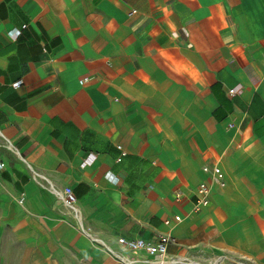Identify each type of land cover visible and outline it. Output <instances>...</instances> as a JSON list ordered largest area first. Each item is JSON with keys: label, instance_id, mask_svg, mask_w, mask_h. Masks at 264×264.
<instances>
[{"label": "crops", "instance_id": "1", "mask_svg": "<svg viewBox=\"0 0 264 264\" xmlns=\"http://www.w3.org/2000/svg\"><path fill=\"white\" fill-rule=\"evenodd\" d=\"M160 234L264 264V0H0V264Z\"/></svg>", "mask_w": 264, "mask_h": 264}, {"label": "built area", "instance_id": "2", "mask_svg": "<svg viewBox=\"0 0 264 264\" xmlns=\"http://www.w3.org/2000/svg\"><path fill=\"white\" fill-rule=\"evenodd\" d=\"M84 81V78L80 79V83ZM229 93H233V89L228 90ZM231 126V124H229ZM214 177L217 181H220L222 173L219 167H213ZM208 186L201 182L198 185L197 191V205H205L208 202L207 197ZM62 202L69 207H72L76 201V197L69 186H65L61 193ZM179 216H175V219H178ZM165 222H168L166 219ZM170 240V237L165 234H160L156 240L149 241L143 238H126L124 236H119L116 238V243L118 248H113L105 242L101 241L105 252L110 255L115 264H137L140 261L139 253L144 252L147 256V259L144 261L151 262L152 264H167L171 262L170 260L165 259L167 243ZM158 257L157 261H154L151 258Z\"/></svg>", "mask_w": 264, "mask_h": 264}]
</instances>
